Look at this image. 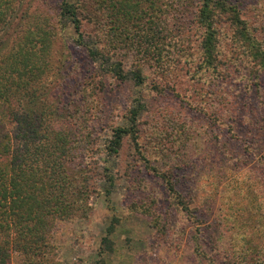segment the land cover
Listing matches in <instances>:
<instances>
[{"label": "trees", "instance_id": "1", "mask_svg": "<svg viewBox=\"0 0 264 264\" xmlns=\"http://www.w3.org/2000/svg\"><path fill=\"white\" fill-rule=\"evenodd\" d=\"M28 9L23 0H0V264H10L13 252L26 264H54L56 222L88 214L89 200L99 191L97 180L115 186L114 175L93 156L101 149L95 125L103 112L93 110L99 103L86 102L83 109L76 99L65 100L68 92H55L62 89L59 74L72 57L61 38L68 31L91 64L76 84L84 92L81 101L92 98L88 88L102 92L107 79L141 86L142 66L127 70L116 51L125 40L132 38L131 46L134 40L143 42L155 63L171 61L179 70L181 63L195 65V74L209 79L214 157L235 158L226 133L219 130V136L215 130L224 125L236 140L247 124L246 152L257 157L264 172V21L251 24L231 0H59L52 16ZM17 25L8 43L9 29ZM175 49L183 62L172 60ZM136 103L126 113V124L110 128L102 150L117 158L127 144L131 163L142 161L167 195L178 199L177 181L150 165L142 149L137 122L144 105ZM180 128L185 137L183 122ZM176 204L190 211L180 197ZM112 233L110 225L102 256L112 251ZM262 252L246 264H264V247Z\"/></svg>", "mask_w": 264, "mask_h": 264}, {"label": "rangeland", "instance_id": "2", "mask_svg": "<svg viewBox=\"0 0 264 264\" xmlns=\"http://www.w3.org/2000/svg\"><path fill=\"white\" fill-rule=\"evenodd\" d=\"M23 1L28 12L50 16L59 3V0ZM231 1L241 6L251 24H263L264 0ZM25 19L23 15L19 24ZM85 27L90 32L96 30L93 26ZM18 29L19 25L9 29L12 37L8 43ZM122 34L128 38L123 30ZM61 38L62 44L71 46L72 57L59 74L62 89L55 92H68L65 100L76 99L83 109L87 103L89 106L99 103L93 110L100 108L103 112L95 125L101 149L93 156L101 168L108 167L114 175L115 186L110 188L105 180H97L99 191L89 200L88 214L56 222L52 231L53 263L246 264L247 259L263 254L264 172L257 157L246 152L244 144L249 132L246 130L250 129L247 124L237 132L236 140H232L233 132L226 126L216 129V135L220 136V130L221 135L226 133L230 139L235 158L214 157L212 109L208 106L212 87L205 85L209 79L195 74V65L181 63L179 70L172 68L171 61L165 60L167 63L163 65L161 61L155 63L147 55L146 44L134 40L133 46L128 45L131 38L118 47L116 54L125 58L127 70L142 66L143 84L134 87L107 79L102 92L88 88L92 98L84 102L80 97L84 92L76 84L91 64L85 53L70 41V31ZM172 57L183 62L177 49L172 50ZM137 101L144 105L137 128L146 158L161 172L171 173L177 181L179 197L188 203V213L181 211L176 204L179 197L168 196L161 180L142 161L131 163L127 144L117 158L108 157L102 150L110 139V128L126 124V113ZM182 122L185 137L180 135ZM220 139L223 141V137ZM106 189H110L109 195ZM110 225H113V233L108 237L112 251L102 256V240ZM10 264L26 261L13 252Z\"/></svg>", "mask_w": 264, "mask_h": 264}]
</instances>
